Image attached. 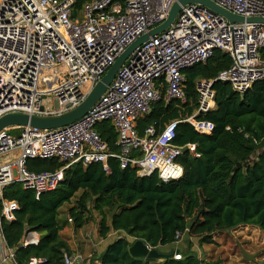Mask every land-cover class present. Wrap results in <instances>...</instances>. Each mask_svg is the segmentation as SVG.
Wrapping results in <instances>:
<instances>
[{
  "label": "built area",
  "instance_id": "1",
  "mask_svg": "<svg viewBox=\"0 0 264 264\" xmlns=\"http://www.w3.org/2000/svg\"><path fill=\"white\" fill-rule=\"evenodd\" d=\"M76 0H0V118L9 114L61 116L79 106L119 55L135 40L162 24L179 0H89L74 14ZM244 19L264 18L263 0H209ZM264 25L229 23L200 4L180 10L170 27L138 47L125 60L95 105L78 121L58 129L9 128L0 132V264L15 261L1 223L14 221L17 203L3 199L10 184L33 191L35 199L54 190L63 172L74 164H101L109 174L108 159L120 168L137 169L139 177L157 174L166 183L179 180L183 168L177 158L194 145L174 144L179 123L209 135L211 122L199 116L215 107V82L228 83L242 95L264 80ZM214 50L225 52L231 66L213 80L195 82L197 108L182 120H172L157 131L149 126L139 137L135 122L159 100L187 103L182 71L209 59ZM45 71L53 72L43 75ZM52 99L54 106L48 107ZM42 108V110H40ZM109 121L117 132L119 153H110L95 126ZM16 130L17 134L9 132ZM197 156V155H196ZM56 159L63 167L35 174L27 159ZM71 223V220L68 219ZM179 235L177 236V238ZM181 238V236H180ZM39 234L28 232L21 247L36 246ZM174 259H180L178 252ZM45 260L32 257L28 264ZM89 264L80 253L63 256V264ZM93 264H97V261Z\"/></svg>",
  "mask_w": 264,
  "mask_h": 264
},
{
  "label": "trees",
  "instance_id": "2",
  "mask_svg": "<svg viewBox=\"0 0 264 264\" xmlns=\"http://www.w3.org/2000/svg\"><path fill=\"white\" fill-rule=\"evenodd\" d=\"M87 1L76 0L74 14ZM259 54L264 61V48ZM231 63L227 53L214 50L204 63L183 70L187 103L165 100V86L161 88L159 100L135 122L138 136L143 137L149 126L160 131L166 123L192 115L197 108L195 82L215 79ZM213 89L214 109L198 117L213 124L211 134L201 135L187 123L177 125L174 144L195 147L193 153L185 148L177 158L183 168L179 180L164 183L156 173L139 177L136 168L121 169L119 161L110 158L109 174L101 164H74L64 170L63 181L38 200L21 184L6 187L3 199L16 202L18 210L14 221L2 220L1 228L7 246L15 249L16 264H28L32 257L44 259L42 264H63L64 254H74L60 236L57 216L79 192L68 211L74 231L90 223L96 213L99 240L113 232L121 234L99 255L100 264H203L193 251L178 244L181 238L187 242L197 239L205 245L212 243L214 234L239 226L264 231V80L242 95L228 83L215 82ZM95 131L110 153H119L117 132L109 121L97 124ZM62 167L56 159H27L25 163L26 170L35 174ZM1 208L0 200V216ZM31 231L39 234L38 244L21 247ZM136 239L159 253L177 251L180 259L150 263L134 258L128 250Z\"/></svg>",
  "mask_w": 264,
  "mask_h": 264
},
{
  "label": "rangeland",
  "instance_id": "3",
  "mask_svg": "<svg viewBox=\"0 0 264 264\" xmlns=\"http://www.w3.org/2000/svg\"><path fill=\"white\" fill-rule=\"evenodd\" d=\"M52 73L45 71L43 75H51ZM48 101H51L48 107H53L52 99L47 98L42 103ZM78 194L58 211L57 223L62 228L60 236L73 246L74 254L78 253L76 247L78 244L79 253L84 259L89 254H93V259H96L97 248L95 245L99 239L94 238L93 234L97 227V214L92 213L94 219L78 229L77 232L74 231L72 222H68V211L75 205ZM73 233H76L75 237H73ZM112 241L111 238L101 240L99 250ZM184 241L181 238L178 244L184 246V250L193 251L203 264H264V231L255 226H239L235 229L218 232L214 234L211 244L200 245L197 239H191L190 242L185 241V243ZM94 261L96 262V260Z\"/></svg>",
  "mask_w": 264,
  "mask_h": 264
},
{
  "label": "water",
  "instance_id": "4",
  "mask_svg": "<svg viewBox=\"0 0 264 264\" xmlns=\"http://www.w3.org/2000/svg\"><path fill=\"white\" fill-rule=\"evenodd\" d=\"M188 4H200L209 9L213 13L225 18L229 23H257L264 25V18L255 17L244 19L236 16L227 10L221 8L209 0H179L171 7L167 19L159 26L150 30L147 34L142 35L132 44H130L116 59L112 66L106 71L101 80L93 87L84 102H82L75 109L56 117H37L29 116L26 114H9L0 118V132L9 128L19 127H32L39 130H52L68 126L79 119H81L87 112L95 105L99 98L106 91L107 87L113 81L117 71L123 65L125 60L131 55L138 47L146 42L149 36L153 37L163 33L174 22L181 6ZM42 110V108H40ZM196 220V218H194ZM191 224L187 225L189 230ZM129 253L132 257L145 260L147 262L162 261L171 259L177 252L168 254L159 253L156 249L149 247L144 241L136 239L129 247Z\"/></svg>",
  "mask_w": 264,
  "mask_h": 264
},
{
  "label": "crops",
  "instance_id": "5",
  "mask_svg": "<svg viewBox=\"0 0 264 264\" xmlns=\"http://www.w3.org/2000/svg\"><path fill=\"white\" fill-rule=\"evenodd\" d=\"M75 234L76 233H73V237H75ZM94 238H98V236H97V233H96V231L94 232ZM121 234L120 233H117V232H113V233H111L107 238H111V239H116L117 237H119ZM74 242H76V240H74ZM100 242H101V240H99L98 242H96V248H97V257H96V259H93V254H89L88 255V257L87 258H85V259H88L89 260V264H93L95 261L94 260H96L97 261V264H100V262H99V260H98V257H99V253L101 254L103 251H104V249L106 248V247H104V248H102V249H100L99 250V244H100ZM67 243H68V241H67ZM69 244V246H70V248L73 250V246L70 244V243H68ZM178 244H176L175 246H177ZM76 247H77V252L79 253V246H78V244H76ZM165 250H170V248H166ZM174 252H177V251H174ZM5 264H14V263H12V262H7V263H5ZM87 264V263H86Z\"/></svg>",
  "mask_w": 264,
  "mask_h": 264
}]
</instances>
